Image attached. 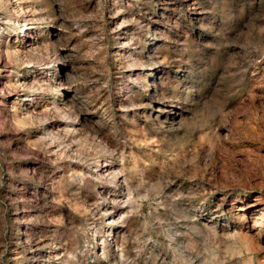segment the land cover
Segmentation results:
<instances>
[{
    "label": "rangeland",
    "instance_id": "374dc122",
    "mask_svg": "<svg viewBox=\"0 0 264 264\" xmlns=\"http://www.w3.org/2000/svg\"><path fill=\"white\" fill-rule=\"evenodd\" d=\"M263 213L264 0H0V264H264Z\"/></svg>",
    "mask_w": 264,
    "mask_h": 264
},
{
    "label": "bare ground",
    "instance_id": "6f19581e",
    "mask_svg": "<svg viewBox=\"0 0 264 264\" xmlns=\"http://www.w3.org/2000/svg\"><path fill=\"white\" fill-rule=\"evenodd\" d=\"M27 30H24L23 33L26 35ZM24 35V36H25ZM26 37V36H25ZM27 42V41H26ZM11 47V46H10ZM67 77V76H66ZM156 86V85H155ZM154 91V90H153ZM155 98V97H154ZM14 105V104H13ZM13 107V106H12ZM252 209V208H251ZM264 214V213H263ZM253 215V214H252ZM253 217V216H252ZM257 218V217H256ZM258 221V220H257ZM256 226V225H255ZM260 227V226H259ZM261 230V229H260ZM259 231V230H257ZM261 232V231H260ZM250 233V232H249ZM262 233V232H261ZM251 236V235H250ZM258 238V237H257ZM247 240V239H246ZM260 240V239H259Z\"/></svg>",
    "mask_w": 264,
    "mask_h": 264
}]
</instances>
